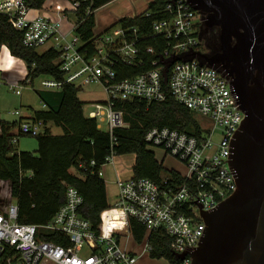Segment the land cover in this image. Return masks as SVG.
<instances>
[{"label":"built area","instance_id":"built-area-1","mask_svg":"<svg viewBox=\"0 0 264 264\" xmlns=\"http://www.w3.org/2000/svg\"><path fill=\"white\" fill-rule=\"evenodd\" d=\"M150 1L139 13L124 17L139 15ZM82 2L88 3L85 9L91 12V0H69L68 8L55 6L60 18L53 19L38 13L26 0H0V15L21 32L23 46L37 49L47 45L59 52L56 61L63 80L48 76L49 80L41 81L44 89H59L63 83L79 89L90 84L102 87L107 98L90 104L89 117L96 120L98 129L105 125L112 142L113 130L128 125L118 104L133 100L162 102L169 95L188 109L195 119L190 132L153 126L144 134L147 147L162 154L160 160L156 158L161 165L166 156H171L184 165L185 172L166 171L162 166L164 172L158 180L133 175L118 179L114 202L101 212L96 228L81 214L83 198L71 185L65 188L63 204L43 224L19 221L15 199L5 198L0 192V264H139L142 257L159 259L151 257L153 245L149 238L153 234L169 243L175 260L161 257L166 264H191L190 252L199 246L206 228L203 213L214 210L237 188L229 162L233 137L246 116L239 97L222 68L208 66L198 58L203 18L186 0L166 1L163 11L168 16L151 23L153 36L166 43L151 67L122 79H117L115 66L142 65L141 53L154 55V47L139 46L145 35L137 28L121 26L115 38L106 34L113 27L110 24L107 29L93 31L94 51L85 57L79 51V37L75 33L66 37L62 31L67 13L77 11ZM98 9L93 10L94 15ZM3 50L6 54L0 78L20 95L23 86L19 83H31L26 63L20 59L24 74L15 76L10 71L15 57L5 45L0 55ZM12 113L18 121L5 122L16 123L13 144L19 135L36 136L44 130L42 121L25 119L20 110ZM112 157L111 151L105 161L110 162ZM130 220L144 227L140 242L132 236ZM122 237L139 244V249L122 246ZM83 247L89 251L84 256L79 254Z\"/></svg>","mask_w":264,"mask_h":264},{"label":"trees","instance_id":"trees-1","mask_svg":"<svg viewBox=\"0 0 264 264\" xmlns=\"http://www.w3.org/2000/svg\"><path fill=\"white\" fill-rule=\"evenodd\" d=\"M91 12H86L87 2H82L75 17L74 33L79 37V51L90 56L94 51L93 28L96 10L113 0H91ZM168 0H151L146 9L135 17H122L113 23L123 28H137L145 39L139 46H153L156 53H141L143 64L125 65L118 63L115 69L118 78L122 79L141 73L151 67V61L157 58L166 45L165 40L151 32L154 20L165 18L163 11ZM30 7L43 8L45 0H26ZM147 13L148 15H145ZM22 34L13 29L4 16L0 15V48L5 45L10 53L23 60L28 69L31 83L41 75L63 80L57 58L59 52L47 48L38 53L36 48L25 47L21 42ZM79 88L63 83L57 91L37 90L44 110L33 111L31 120L42 121L44 130L34 136L37 142L35 152L17 151L11 142L15 122H0V192L5 198H14L18 208V219L21 222L43 224L50 220L64 202L67 185L75 187L83 198L80 212L92 227L100 223V214L109 205L106 198L105 183L98 175L99 168L112 151L116 155H135L132 167L133 176L158 180L163 167L147 147L144 141L145 132L153 126H168L190 132V125L195 119L182 105L167 96L162 102L125 101L121 104L124 110V122L128 127H117L113 130L115 141L112 142L108 132L96 126L94 118L83 113L84 102L78 98ZM48 123L60 127L62 133L54 135L47 127ZM94 161V165L90 162ZM82 165V166H81ZM85 170H83L81 167ZM71 169H75L73 173ZM129 229L136 242L144 235V227L135 220H130ZM153 245L151 257H166L174 261L167 239L153 234L149 238Z\"/></svg>","mask_w":264,"mask_h":264},{"label":"water","instance_id":"water-1","mask_svg":"<svg viewBox=\"0 0 264 264\" xmlns=\"http://www.w3.org/2000/svg\"><path fill=\"white\" fill-rule=\"evenodd\" d=\"M186 1L218 27L220 51L197 55L224 70L246 115L231 144L237 188L203 213L206 228L191 264H264V0Z\"/></svg>","mask_w":264,"mask_h":264},{"label":"rangeland","instance_id":"rangeland-1","mask_svg":"<svg viewBox=\"0 0 264 264\" xmlns=\"http://www.w3.org/2000/svg\"><path fill=\"white\" fill-rule=\"evenodd\" d=\"M47 4H56L59 7H69V0H46ZM147 0H113L104 6L100 7L95 13L96 27L95 30L103 29L105 26H109L115 20L119 19L121 16L126 15H134L142 11L146 6ZM67 17L70 21H74L75 17L71 11L67 13ZM121 28L120 24H116L110 28V30L106 33L111 35L112 37H117L116 31ZM217 31V30H216ZM216 31L214 33H209L211 38L216 37ZM218 32V31H217ZM72 35L68 37L71 38ZM208 35V38H210ZM205 41H202V48L203 50L206 49V45L204 44ZM47 48V45L41 46L37 48L38 53H43ZM5 54L6 51L0 55V65H4L5 63ZM10 71L15 76L23 75L24 68L23 65L18 58L13 59V63L11 64ZM49 80V77L46 75L38 76L33 80L32 83H19L23 86L20 95H16L13 93L9 86L5 83L6 80L4 78H0V122L2 121H18V117L15 116L12 112L15 110H20L22 116L26 119L33 114V111L41 110L44 108L43 103L39 99L36 91L40 89H44L41 85V81ZM78 98L84 102V114L88 115L89 111L92 110L89 106L87 107L86 104L91 103L93 101H98L105 98L104 90L100 85L97 84H90L83 87L78 92ZM102 130H105L106 127L104 124H101L100 127ZM51 132L60 134L61 128L51 126ZM17 150H26V151H35L37 148L36 139L34 136L30 135H19L18 136V143L15 144ZM155 158L159 160L162 158V154L159 151H155ZM134 154H125L117 157V165L122 167L124 170L128 169L134 162ZM164 169L168 168H175L181 170V172H185V167L181 164L178 160L171 156H166L163 159L162 163ZM108 166V165H107ZM72 171V170H71ZM120 244L122 246H126L127 248H132V250H138L139 244L137 245L135 242H131L129 237H122L120 240ZM89 251L86 247H83L79 254L84 256L88 254ZM139 264H166L165 260L162 258L159 259H150L149 257H142L139 261Z\"/></svg>","mask_w":264,"mask_h":264},{"label":"crops","instance_id":"crops-1","mask_svg":"<svg viewBox=\"0 0 264 264\" xmlns=\"http://www.w3.org/2000/svg\"><path fill=\"white\" fill-rule=\"evenodd\" d=\"M55 6H56V4H47L46 3V0H45L44 5H43V8L36 9V11L38 13H41V14H43L45 16L50 17V18L57 19V18H60V13L55 10ZM61 8H65V7H61ZM126 16H129V15H126ZM121 17H124V16H121ZM115 21L113 23H115ZM74 22H75V19H74V21H70L69 18L67 17V15L65 16V19L62 21V28H63L62 31L64 33H66L65 34L66 37H68L69 35H73L74 34V29H73ZM113 23H111V24H113ZM96 27H98V25L96 24V19H95V26L93 28V31L96 29ZM103 29H107V26H105ZM103 29H100V30H103ZM47 48H48V46H47ZM40 90L57 91L58 89H55V90L40 89ZM104 94H105V92H104ZM106 98H107V96L105 94V98L104 99H101V100H98V101H102L103 102V101L106 100ZM98 101H93L91 103H88V104H86V106L87 107L88 106L90 107V104H92L94 102H98ZM43 106H44V108L41 109V110H44L46 108V106L44 104H43ZM82 109H83V113H84V105H83V108ZM31 116H32V114H31ZM31 116L28 117V118H31ZM85 116H88L89 117V114L88 115H85ZM52 125H53L52 123H48L47 124V127L50 129V132H51V126ZM55 127H57V126H55ZM12 131H13L14 134L16 133L15 128ZM61 131H62V129H61ZM101 131L107 132L106 130H102V129H101ZM52 134L58 135L57 133H52ZM110 138H111V135H110ZM16 143H18V139H17V142ZM17 151H26V150H17ZM35 151H29V152H35ZM110 154H111V152H110ZM130 154H133V153H130ZM109 155H107V156H109ZM123 155H125V154H123ZM120 156L121 155H116V154L113 153L112 160L110 162H106L105 161V163L99 168L100 171H101V176L100 177L103 179V181L105 183L106 198H107V202H108V205L109 206L114 202L115 195H116V192H117L116 181L118 179H126V178H128V177H130V176L133 175L132 167H133L134 162H135V156H134V162L129 167V171H128L127 167L124 170L122 167H120V166H118L116 164L117 163V159L116 158L117 157H120ZM71 170H72L73 173H76L77 174V171L75 169H71ZM165 170L166 171L167 170L168 171H170V170L171 171H176V170L178 171V169H175V168H172V167L171 168H168V169H165ZM162 172H164V171L162 170Z\"/></svg>","mask_w":264,"mask_h":264},{"label":"flooded vegetation","instance_id":"flooded-vegetation-1","mask_svg":"<svg viewBox=\"0 0 264 264\" xmlns=\"http://www.w3.org/2000/svg\"><path fill=\"white\" fill-rule=\"evenodd\" d=\"M203 23L200 26V53L206 54L208 57H212L215 54H217L219 49V40H218V27L217 26H208L204 23V15H202ZM217 30V31H216ZM216 31V37L210 36L211 33H214ZM210 33V34H209ZM208 35L210 38H208ZM202 41H205L204 44L206 45V49L203 50L202 48ZM202 61H205L204 58L201 59ZM217 66V65H214Z\"/></svg>","mask_w":264,"mask_h":264}]
</instances>
